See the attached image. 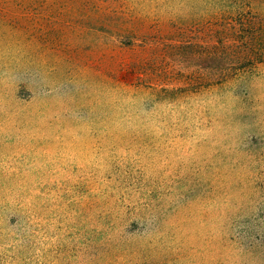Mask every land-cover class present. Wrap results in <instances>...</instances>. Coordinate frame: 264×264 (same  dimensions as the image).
Listing matches in <instances>:
<instances>
[{
    "label": "rangeland",
    "instance_id": "rangeland-1",
    "mask_svg": "<svg viewBox=\"0 0 264 264\" xmlns=\"http://www.w3.org/2000/svg\"><path fill=\"white\" fill-rule=\"evenodd\" d=\"M239 13L0 0V264H264V62L207 54Z\"/></svg>",
    "mask_w": 264,
    "mask_h": 264
},
{
    "label": "trees",
    "instance_id": "trees-1",
    "mask_svg": "<svg viewBox=\"0 0 264 264\" xmlns=\"http://www.w3.org/2000/svg\"><path fill=\"white\" fill-rule=\"evenodd\" d=\"M212 22L218 27L219 37V42L207 52L212 61L222 58L241 69L264 62V17L239 13L232 20L230 14H225Z\"/></svg>",
    "mask_w": 264,
    "mask_h": 264
}]
</instances>
